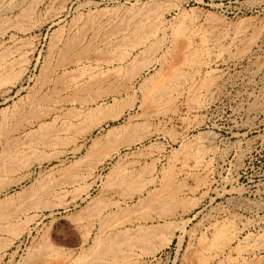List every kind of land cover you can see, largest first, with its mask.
Listing matches in <instances>:
<instances>
[{"label": "rangeland", "instance_id": "rangeland-1", "mask_svg": "<svg viewBox=\"0 0 264 264\" xmlns=\"http://www.w3.org/2000/svg\"><path fill=\"white\" fill-rule=\"evenodd\" d=\"M0 264H264V0H0Z\"/></svg>", "mask_w": 264, "mask_h": 264}, {"label": "bare ground", "instance_id": "bare-ground-1", "mask_svg": "<svg viewBox=\"0 0 264 264\" xmlns=\"http://www.w3.org/2000/svg\"><path fill=\"white\" fill-rule=\"evenodd\" d=\"M186 38H187V37H186ZM184 39H185V38H184ZM184 39H183V40H184ZM183 43H184V42H183ZM189 43H191V42H189ZM187 44H188V43H187ZM187 44H186V46H189V45H187ZM184 45H185V44H184ZM188 78H189V77H188ZM166 92H167V91H166ZM175 93H176V92H175ZM93 110H94V109H93ZM258 111H259V110H258ZM93 113H94V112H93ZM93 113H92V114H93ZM91 116H92V115H91ZM95 116H96V115H95ZM104 118H105V117H104ZM88 119H89V118H88ZM102 119H103V118H102ZM88 121H89V120H88ZM182 229H183V228H182ZM159 231H160V230H159ZM162 232H163V231H162ZM153 233H154V232H153ZM157 234H158V233H157ZM170 236H171V235H170ZM167 238H168V237H167ZM166 241H167V240H166ZM168 241H170V238L168 239ZM181 241H182V238L179 237V242L181 243ZM164 243H165V242H164ZM162 245H163V244H162ZM156 251H157V250H156Z\"/></svg>", "mask_w": 264, "mask_h": 264}]
</instances>
